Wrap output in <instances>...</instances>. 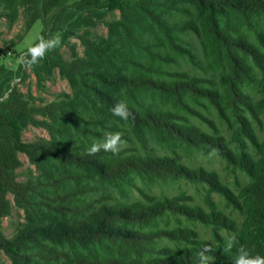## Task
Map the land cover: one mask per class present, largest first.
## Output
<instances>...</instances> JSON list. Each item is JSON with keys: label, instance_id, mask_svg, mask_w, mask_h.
<instances>
[{"label": "trees", "instance_id": "trees-1", "mask_svg": "<svg viewBox=\"0 0 264 264\" xmlns=\"http://www.w3.org/2000/svg\"><path fill=\"white\" fill-rule=\"evenodd\" d=\"M19 6L25 10V29L41 19L43 35L50 28L60 43L78 37L84 49L83 55L73 51L64 58L58 47L34 66L37 75L58 68L72 87L64 97L37 104L17 86L4 96L0 84V254L13 264H197V252L210 243L213 264H231L235 249L225 253L218 232L224 226L236 230L239 244L252 255L264 256V139L258 140L243 113L248 109L259 120L264 108V95L253 102L246 92L250 84L264 86V0H0V17L13 18ZM103 8L120 10L119 19L107 22V35L81 31L103 20ZM190 32L219 72L222 90L212 78L173 68L180 58H194L183 37ZM10 47L0 45V54ZM119 100L132 113L127 121L112 115ZM204 100L221 116L240 122L237 132L257 147L258 158L229 145L199 109ZM197 116L213 131L192 121ZM30 123L46 128L49 137L23 141L21 131ZM119 131L142 145L152 138L170 147L218 152L240 164L251 181L239 199L215 172L172 156L125 148L119 154H85L106 132ZM19 151L38 169L24 180L18 179ZM137 177L205 180L229 195L244 220L238 228L225 213L205 212L178 197L157 199L143 192L144 200H127ZM8 194L25 217L11 236L1 222L13 207ZM179 214L213 223L216 243L190 237L192 231L180 224L170 227V217L181 222ZM162 235L183 238L184 244L158 247Z\"/></svg>", "mask_w": 264, "mask_h": 264}, {"label": "rangeland", "instance_id": "rangeland-1", "mask_svg": "<svg viewBox=\"0 0 264 264\" xmlns=\"http://www.w3.org/2000/svg\"><path fill=\"white\" fill-rule=\"evenodd\" d=\"M103 20L99 21L95 26L83 27L81 31L87 30L92 36L107 35V22L113 19L120 18V10L118 8L108 9L103 8ZM26 14L22 6L18 7L17 15L13 18L9 16L0 17V45L3 47L11 46L6 53L0 54V68L3 73L1 75L0 84L4 96L8 91L17 86L21 91L29 94L31 93L32 100L39 104L49 100L64 97L67 93H72V87L67 78L62 76L58 68H53L50 72L41 71L37 75L34 66L26 67L21 61L26 53V49L37 41L38 37L44 36L46 39L50 36H58V32L47 28L46 35H43L44 23L41 19L27 30L25 29ZM60 37V36H59ZM187 44H191L195 53L194 58H180L179 65L173 68L185 70L189 74H195L206 78L215 80V85L221 90L219 84V72L214 71L213 67L208 64V59L204 55L203 46L199 37L190 32L183 35ZM60 52L64 58H70L73 51L79 55H83V44L78 37H68L59 45ZM42 60L38 63L40 64ZM259 75V73H258ZM246 92L251 96L253 102H257L264 95V86L257 84H250L246 88ZM201 112L207 117L214 120L219 131L226 137L229 145L235 150H246L256 159L259 157L257 147L251 140L241 131L240 122L236 121L234 117L227 119L221 116L216 107L204 100V104L199 105ZM250 120L254 132L258 140L261 142L264 139V108L259 113V120L256 119L248 109L243 112ZM192 121L200 125L203 129L211 132L213 129L210 123L205 121L202 117H192ZM122 133L123 131H119ZM39 137H49V133L43 126L28 124L21 131V138L23 141H31ZM126 142L125 148L127 152L135 151L136 149L143 152L148 150L159 155H168L177 159L191 168H204L207 171L215 172L222 185L226 186L228 190L241 199V190L246 186L251 178L247 171L236 162L228 160L218 152L204 153L198 148H188L185 146L170 147L163 145L152 138L142 145L139 143L131 133L127 137H122ZM22 161L18 168V179L24 180L32 175L38 173V169L34 163L31 162L29 156L24 151L18 152ZM113 196L117 193L111 189ZM143 192L149 193L157 199L163 197H178L180 202H184L193 207H200L205 212H210L212 208L225 213L232 218L239 228L244 220L243 212L229 199L226 192L212 188L205 180L189 179L180 177L179 179H170L167 182L163 181H149L137 177L135 185L129 188L127 200L143 199ZM13 203L11 213L2 218V231L6 236H11L16 231L17 226L25 220L24 211L22 208L14 204L13 195L8 194ZM181 222L170 217V227L180 224L187 229H190V237H196L199 240H206L216 243L215 225L209 221H203L195 216L178 215ZM163 223H161V226ZM194 232V233H193ZM218 232L226 240L235 234L236 230L221 226ZM192 234V235H191ZM183 239V238H182ZM181 238L171 239L167 236L157 237V246H171L172 248H179L183 246L184 241ZM0 264H13L9 256L5 252L0 254Z\"/></svg>", "mask_w": 264, "mask_h": 264}, {"label": "clouds", "instance_id": "clouds-1", "mask_svg": "<svg viewBox=\"0 0 264 264\" xmlns=\"http://www.w3.org/2000/svg\"><path fill=\"white\" fill-rule=\"evenodd\" d=\"M59 45V36H50L47 39L44 36H40L36 42L26 49V53L22 57L21 62L26 67L35 66L44 59L47 53L55 51ZM111 112L113 116L119 117L124 121H127L132 115L128 105L123 100L117 101L113 105ZM125 143L120 132H106L102 140L93 142L91 146L86 149L85 154L93 156L101 151L119 154L125 146ZM233 249H235V254L231 258V264H264V256L259 254L252 255L245 246L239 244L235 235L230 236L226 240L224 252L232 253ZM212 252L213 248L211 244L206 243L196 254L197 264H213L212 257L209 255Z\"/></svg>", "mask_w": 264, "mask_h": 264}]
</instances>
